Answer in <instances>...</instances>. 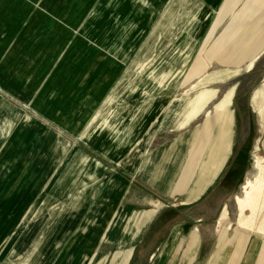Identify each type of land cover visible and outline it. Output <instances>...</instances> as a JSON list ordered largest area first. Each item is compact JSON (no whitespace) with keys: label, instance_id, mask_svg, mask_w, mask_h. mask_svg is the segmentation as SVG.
<instances>
[{"label":"crops","instance_id":"crops-1","mask_svg":"<svg viewBox=\"0 0 264 264\" xmlns=\"http://www.w3.org/2000/svg\"><path fill=\"white\" fill-rule=\"evenodd\" d=\"M171 1L0 0L3 260L20 247L35 264H91L96 255V264H237L242 252L240 264L256 263L257 241L243 251L242 235L221 234V255L209 233L248 169V134L233 136L210 173L206 126L189 140L171 132L203 110L194 104L203 79L210 87L257 72L264 0H209L203 31L197 1ZM196 63L201 70L188 74ZM137 65L147 68L144 85L123 89ZM182 82H194L185 95L199 90L173 105ZM263 93L264 84L251 96L262 124ZM245 108L235 124L244 132Z\"/></svg>","mask_w":264,"mask_h":264},{"label":"rangeland","instance_id":"rangeland-1","mask_svg":"<svg viewBox=\"0 0 264 264\" xmlns=\"http://www.w3.org/2000/svg\"><path fill=\"white\" fill-rule=\"evenodd\" d=\"M195 1H197V8H196L197 12L204 11V15L201 17V21L199 23V25L201 27V31H203L204 29L206 30V28L209 26L214 12H213L212 8L209 6V0H195ZM226 1L227 0H224L223 5L225 4ZM171 2H170V4L172 5L173 0ZM241 5H239L238 8H241ZM221 8H224V7L222 6ZM207 50H208V48L206 50H204V52L206 53ZM140 52H142V51L140 50ZM139 56L141 58V53ZM216 67H217L216 65L215 66L213 65V68H216ZM210 68H212V67H210ZM200 70H201V66L196 63L191 68V70L188 74L194 75V74L198 73ZM146 73H147V68L143 67L141 65L128 67L126 74H124V77L122 80L123 89L142 88V86L144 85V82H143V79L145 77L144 75ZM193 83L194 82H188V83L182 82L180 84V86L178 88H176L177 91L175 92V94L177 93V98L179 100H175L173 105H175V102H178L180 104L181 103L180 99L182 97L187 98L189 96H193L196 93V91L199 90V88H198V89H196V91H192L187 95L184 94L186 92V90L190 87V85ZM263 84H264V61L258 67L257 72H255L253 74L245 75L244 77H237L235 79H232V80L224 82V83H216V84H210L209 85L210 87L218 89V96H222L229 87L236 85L235 93L233 96V104H232V111H233V115H234L232 138H233V136H235L236 138L237 137L241 138L242 136H245L248 134L247 140H246L247 142H246V145L244 147L242 156H243L244 160L246 161V164L249 163V165H250V166L248 165V169H247V165L243 168L242 176L245 172L246 173L243 176V178L241 179L234 195H232L233 198L231 197L229 199L228 205H227V201H225V203L219 207V211H215V213L213 215V220L215 219V221H213L214 224H213V226H211V231L209 233H212L213 235H215V234L217 235L218 250H219L221 255L223 254L222 249H219V238H220L221 234L227 235L228 237H230L232 234L242 235L244 240H245V242H242V244H241V245L245 246V247H242L243 251L246 248L250 249L252 247L251 245L254 243V241H257L256 244L258 243L260 245V248H259L258 257H257L255 264H264V235L256 233V232H252L249 230L242 229L237 225L238 208H237V205L235 203V198L237 195L242 196V185L244 184V182L248 178H253L258 173V171L253 166L255 156L261 155L264 157V124L261 123L257 113L253 110V107L251 104V96L256 92V90L262 88ZM171 86H172V84H171ZM241 92L243 94L241 97L238 98L237 96ZM262 96H264V93L261 96H259L258 98L262 99L261 98ZM156 99H159V98H156ZM163 100H165V99H163ZM125 101H126V99H125ZM215 101L216 100L212 101V103L210 104L209 107H205L195 117V119L191 120V122L185 126V128L183 130H181V131H173L172 130V132H171L172 137H175V136L186 137L189 140L190 138L193 137L194 130H196L198 128L199 133H200L201 132L200 128L203 127L204 125L206 126L205 133L202 131V134L200 137H204L206 134L207 138L209 139L207 142L209 161L203 165V166H205L203 168H204V170L209 169L210 173L215 171L217 165L220 166V164L222 163V161L225 158V154H226V150H227V147L224 145V140H223L222 134L217 129L218 124H217V120H216L215 115H213V114L211 115V123L212 124L215 123V128L211 129V130L209 128L210 126L206 124V116H204L206 108L211 109L213 107L212 104ZM242 105L244 107H246L245 109H249V114L245 117V120H244L245 124L247 122L249 123V128H248V131H245V132L242 130L235 129L236 117H238L239 111H240L239 108H241ZM180 106H182V104ZM232 138H231V144H232ZM237 147L238 146H236L235 149H237ZM230 151H231V147H230ZM249 154H251V163L249 162L250 161ZM211 162L214 164L213 168L208 167V165ZM76 196H78L80 198L81 194L80 195L76 194ZM44 212H45V210H42L38 213L43 215ZM124 212L125 211H123V214H124ZM218 214H219V216H218ZM123 216L126 217L125 214ZM216 219H217V222H216ZM215 222H216V225H215ZM173 228L174 227H171V230H173ZM167 232H169V230ZM211 245L213 246L211 248L215 249L214 244L211 243ZM235 248L236 247H232L229 257H232V255L235 251ZM139 249H141V246L139 247ZM115 250H116L115 245H112L111 249H109L111 254H113L115 252ZM227 252H228V250H227ZM25 253H26L25 248L18 247V250L15 251L13 257H11L9 259H4V260H3L4 257H0V262H2V264L4 262H5V264L11 263V262H13V264H15V263H17V264H35L36 263L34 261L35 259H28L24 263L25 259L22 257V255H24ZM132 253H133V251H132ZM137 253L138 252L136 251V254ZM90 254L94 255L95 253L93 251H90ZM111 254H109V256ZM224 254H225V252H224ZM94 257L91 259L92 260L91 264L97 263L99 256L96 255V257L95 258ZM242 257H243V252L241 253V255L239 257V259H238L239 263H237V264L241 263ZM58 259L59 258L53 259L54 261L53 262L51 261V263H49V264H53L54 262L56 263L58 261ZM238 260H236V261H238ZM253 260H255V259H253ZM107 261L108 262L106 264H109L110 258H107ZM120 261L121 260L119 258L116 259V258L112 257L111 264H118ZM135 262H137V257L133 259L132 264H135ZM128 264H129V262H128Z\"/></svg>","mask_w":264,"mask_h":264},{"label":"bare ground","instance_id":"bare-ground-1","mask_svg":"<svg viewBox=\"0 0 264 264\" xmlns=\"http://www.w3.org/2000/svg\"><path fill=\"white\" fill-rule=\"evenodd\" d=\"M209 81L210 79L206 77L200 82L201 90L195 98L194 104L198 110H202L209 107L212 101L216 100L211 109L206 108L204 116H206V124L209 125L211 115H215L218 124L217 129L221 132L224 145L227 147L225 158L218 166L219 172L230 153L234 123L232 104L235 86L229 87L222 96H218L216 88L206 86ZM255 96L257 97L258 94L256 93ZM259 112L264 118L263 106L259 109ZM253 166L258 173L244 182L242 196L237 195L235 198L238 208L237 225L242 229L264 235V157L261 155L255 156Z\"/></svg>","mask_w":264,"mask_h":264},{"label":"water","instance_id":"water-1","mask_svg":"<svg viewBox=\"0 0 264 264\" xmlns=\"http://www.w3.org/2000/svg\"><path fill=\"white\" fill-rule=\"evenodd\" d=\"M250 163H251V158H250ZM250 166V165H249ZM233 198V197H232Z\"/></svg>","mask_w":264,"mask_h":264}]
</instances>
